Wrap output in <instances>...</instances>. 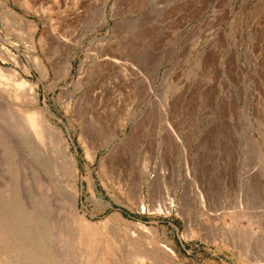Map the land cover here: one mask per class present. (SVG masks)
<instances>
[{"label":"rangeland","instance_id":"1","mask_svg":"<svg viewBox=\"0 0 264 264\" xmlns=\"http://www.w3.org/2000/svg\"><path fill=\"white\" fill-rule=\"evenodd\" d=\"M3 1L37 27L4 17ZM0 66L4 264H50L13 260L40 208L52 264L74 263L68 172L42 163L19 127L29 86L76 159L95 258L264 264V0H0Z\"/></svg>","mask_w":264,"mask_h":264},{"label":"bare ground","instance_id":"2","mask_svg":"<svg viewBox=\"0 0 264 264\" xmlns=\"http://www.w3.org/2000/svg\"><path fill=\"white\" fill-rule=\"evenodd\" d=\"M24 3H26V2L24 1ZM1 5L3 8V13L5 15L4 17L7 16V17H13V18H17V19H22L23 21L25 20L24 18L17 15V13L5 1L1 2ZM25 21L29 22L28 24H29V27L31 29L33 28V30H34L37 27V24L35 22H30L29 20H25ZM27 47H29L31 51L36 53V42H35L33 33L30 36L29 44ZM3 51H5V50H3ZM34 58L37 62H39V59L36 55L34 56ZM70 67H71V63L69 61H67L66 69L69 70ZM3 70H5V69L0 66V74H2ZM7 72H8V70H7ZM24 82H25L24 80L20 79L16 85L18 86V88H20L21 85L22 86L24 85ZM36 94H35V91L32 89V87L29 86V95L24 100L27 103H29L31 105V107L27 108V111H25V113L23 114V118L21 120V123L19 124V127H21V129H22L21 132L23 133L25 143H27L31 148H34L36 150V152H37L36 154L42 163H44L53 172L54 171L56 172L60 169H63L64 173L68 172V173H66L67 179L63 182V184L61 183L63 185V195H64V203H65L64 206H65V209L69 212V214L72 217L71 221L73 220V222H74L72 224L73 226L70 225V227L74 228V229H71V231H69L70 230L69 227H68V230H66V231H64L66 228H64L63 231L61 230L62 232H64L63 234L65 235V233H66V235L68 237V238H66V236H65V238L69 239L71 241V243L69 245L72 244V250H71V248H69V251H70V253L72 252V254H68V255H71V257L74 259L73 264H108L109 261L107 260V257L95 258L96 256H93L91 254L92 249H94V248L97 249V247L92 245V247H94V248L90 249V246H89V250H91V251H89L87 248V245L84 243V242H87V240L83 241L84 236H85L83 233L86 230V227H88L87 225H89V224L83 219L82 216H80L78 214L79 211L77 212V203H78L79 191H80L78 181L80 179H79L76 159L74 158V156L70 152L69 143H68V140L65 137L63 131L59 127H57L56 125H54L50 122V116H55V114L49 109V106H47V105L39 106L37 104ZM17 95L14 94V97L15 96L17 97ZM58 173H59V171H58ZM92 196L94 197V193H92ZM14 205L16 207L20 206L18 202H16ZM23 210H25V209L23 208ZM39 212L40 213H38V210H35V217L34 216L33 217L35 219L37 216V218L35 219L36 221L35 222H32V220L29 221V224H27V227H25L23 230H21L19 232L23 235L24 234L28 235V233H30V235L32 236V239H30L28 242L25 241L16 247L14 254H13V260L16 262H18V259H20L21 257H26L30 260H38L41 257H49L50 264H52V261L54 260V255L52 253H46L45 249H47V247H48V242L50 240V237L52 238V234H55V233L50 234V231L48 230V228L50 226L46 227L47 226L46 221L39 222L41 220H39L38 218H40L43 214V211L41 208L39 209ZM23 213H24V215H26L27 212L25 213V211H24ZM29 213H31V212H29ZM29 213H27V214H29ZM22 218H23L22 215H18V217L16 219H17V221H21ZM30 218H32V217H30ZM67 218H68V216H67ZM65 223H66V220H65ZM89 223H91V222H89ZM89 227H90V225H89ZM1 229H2V227L0 226V232H1ZM51 229H53V227H51ZM34 231H36V233H35V235H32V232H34ZM52 231L53 230H51V232ZM57 231L56 232L58 234L61 233L59 230H57ZM75 231L77 232V234ZM91 232H93V231H91ZM61 235L62 234H60L59 236H61ZM93 235L95 236V233ZM96 236H97V233H96ZM9 237H10V239H14V238H16V234L12 233L9 235ZM4 238L6 239V237H4ZM63 238H64V236H62V238H60V239L63 240ZM2 239L0 238V254L4 253V250H6L5 243ZM112 239H113V237H112ZM55 240H57V238H55ZM99 241H100V239L98 240V242ZM114 241H113V243H114ZM68 242H67V244H68ZM51 243H52V240H51ZM95 243H97V242H95ZM98 246H99V244H98ZM160 247H161V251L164 253V255H167L169 257L174 256L173 250L168 249L164 246H160ZM63 248H64V245H63ZM99 248L101 249V247H99ZM101 251H99L100 254L102 253ZM103 251H105V249ZM94 252H95V250H94ZM102 254L105 256V252ZM156 256L158 258V255H156ZM156 256H155V258H156ZM150 257H152V254L150 255ZM119 258H120V256H119ZM131 259L133 260V258H131ZM141 259H143V257H141ZM159 259H160V257H159ZM13 260H12V262H13ZM68 260H69V258H68ZM148 260H150V259H148ZM148 260H146L145 263L148 262ZM154 261H153V263L155 264ZM117 262L119 263V261H117ZM130 262H132V261H130ZM136 262H137V260H136ZM167 262H168V260H167ZM118 263H116V264H118ZM0 264H4V263L0 260ZM13 264H16V263L14 262ZM111 264H113V262H111ZM136 264H139V262H137ZM141 264H143V263H141ZM149 264H151V263H149Z\"/></svg>","mask_w":264,"mask_h":264}]
</instances>
